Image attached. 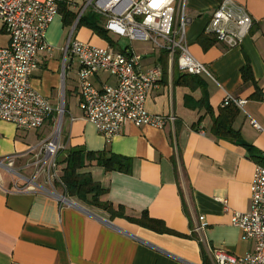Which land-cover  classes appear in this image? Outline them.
Returning a JSON list of instances; mask_svg holds the SVG:
<instances>
[{
	"label": "crops",
	"instance_id": "crops-1",
	"mask_svg": "<svg viewBox=\"0 0 264 264\" xmlns=\"http://www.w3.org/2000/svg\"><path fill=\"white\" fill-rule=\"evenodd\" d=\"M79 1L60 3L45 32L52 50L38 54L30 84L54 108L63 105V150L108 151L130 158L125 172L107 171L95 163L81 169L105 190L102 199L112 204V210L119 212L121 206L123 215L66 196L57 184V192L67 199L62 202L46 189L42 178L37 182L45 189L15 190V181L23 185L21 177L33 176L34 153L48 138L52 120L33 130L18 129L0 120V159L13 160L20 174L17 177L1 171L0 264H213L209 258L213 248L236 256L252 251L254 240L245 239L231 223V211L250 209L254 167L264 163V100L251 98L255 87L241 74L242 67L249 63L264 93V0H235L246 7L253 25L241 45L233 48L203 33L220 0H187L191 22L186 29V43L211 77L196 75L199 83L189 81V85H183L179 77L186 72L178 68L176 61L170 63L168 56L165 60L162 50L158 54L144 52L143 68L156 64L162 68L159 87L151 91L145 107L150 113H173L176 121L162 128L127 122L109 142L79 107V64H73L76 58H64L66 44L60 46V35L70 27L67 41L72 33L71 39L114 51L134 47L125 37L115 40L107 32L110 43L89 26H77L79 13L71 8L74 2L78 9ZM63 7L75 13V18H65L60 11ZM100 25L104 28L101 19ZM79 27L80 32L72 38ZM91 81L95 87L115 84L107 72H99ZM189 94L196 100L206 94L212 114L204 105H186L185 96ZM226 95L246 100L232 123L241 143L217 138L211 131L212 117ZM251 119L260 129L251 124ZM65 151L59 156L61 168ZM142 213L162 221L169 231L157 232L129 219ZM199 216H204L205 222L200 233L194 230Z\"/></svg>",
	"mask_w": 264,
	"mask_h": 264
},
{
	"label": "built area",
	"instance_id": "built-area-1",
	"mask_svg": "<svg viewBox=\"0 0 264 264\" xmlns=\"http://www.w3.org/2000/svg\"><path fill=\"white\" fill-rule=\"evenodd\" d=\"M63 1L66 0H0V33L9 38L7 45L0 46V120L11 122L22 130L39 129L52 120L48 138L34 153L33 176L19 177L23 185L15 181L13 188L20 191L45 189L37 182L42 178L50 193L67 202L56 190V185L61 183L59 152L64 147L61 138L64 107L54 108L30 84L38 54L52 50L45 32ZM88 7L104 18L107 32L130 42H150L166 51L169 62L176 61L181 71L211 77L205 65L190 53L186 43V29L191 22L187 15V0H82L75 24ZM252 25L253 19L244 5L235 0H220L203 33L233 48L241 45ZM71 34L63 50L64 58L71 56L79 64V107L86 120L94 124L107 142L119 134L127 122L138 127L162 128L176 121L173 113H150L145 107L149 94L160 84L162 68L159 64L143 68L142 55L131 46L114 51L71 39ZM99 72H107L115 79V84L95 87L91 78ZM245 103V99L226 95L221 105L233 104L242 108ZM251 124L260 129L255 120L251 119ZM261 157L264 159V150ZM2 170L20 176L13 160L0 159V179ZM249 190L250 209L231 211V223L242 231L245 239L254 240V247L243 256L213 248L209 250L213 264H264V163L255 164ZM204 227V216H199L194 230L200 233Z\"/></svg>",
	"mask_w": 264,
	"mask_h": 264
},
{
	"label": "trees",
	"instance_id": "trees-1",
	"mask_svg": "<svg viewBox=\"0 0 264 264\" xmlns=\"http://www.w3.org/2000/svg\"><path fill=\"white\" fill-rule=\"evenodd\" d=\"M61 7V6H60ZM60 9V8H59ZM64 17L67 19H74L76 14L69 11L65 7L62 10ZM85 24L93 29L103 38L107 39L112 43L109 38L107 31L100 25V18L97 14L89 12L86 15H82L77 23V26ZM163 58L166 60L167 52L162 50ZM174 66V64H173ZM241 74L244 81H251L255 87L254 93L251 98L264 100V93L261 92L257 85V82L253 76V72L249 63L241 69ZM190 82L199 83L200 80L196 75L182 74L179 77V83L183 85H189ZM185 103L188 106H206V111L212 114V109L207 103L206 94L201 96L199 99H194L193 96L186 95ZM239 110L233 105L221 107L218 113L212 117L211 131L217 138H228L236 142L241 143V136L236 131L232 123L237 116ZM65 150L59 152V156L64 153ZM130 158L113 154L108 151L91 152L85 151L82 148H70L65 151V156L62 159L63 166L60 172V186L62 187L64 194L69 197H76L87 205L105 209L111 212L113 215H123L121 206L119 212L112 210V204L102 199V195L105 190L101 185L94 181L91 175L87 172H81L87 163H95L104 167L107 171H128L130 167ZM60 163V161H59ZM133 222L138 223L141 226L147 227L157 232H168L169 229L165 227L162 221L150 218L147 213H142L138 218H130Z\"/></svg>",
	"mask_w": 264,
	"mask_h": 264
},
{
	"label": "rangeland",
	"instance_id": "rangeland-1",
	"mask_svg": "<svg viewBox=\"0 0 264 264\" xmlns=\"http://www.w3.org/2000/svg\"><path fill=\"white\" fill-rule=\"evenodd\" d=\"M79 7H78V9L76 8V7H74L75 5L73 4V8H71L73 11H75V12H77L78 11V13H79V11L81 10V6H82V2L81 1H79ZM92 7H88L87 9H86V11L84 12V15H86L87 13H89L90 12V10H92L91 9ZM98 16H99V18L101 19V21L102 22H104V18L101 16V15H99V14H97ZM69 31H70V27L68 28H65V30H63L62 31V34L60 35L61 37H60V46H63V45H65L66 44V38H67V36L69 35L68 33H69ZM80 32V27L77 29V30H74V34H73V36H72V38L73 37H75L78 33ZM111 35V37L113 38V39H115V40H117V39H120V37L119 36H117V35H115V34H110ZM7 42H8V37H7V35L6 34H3V33H0V46H5L6 44H7ZM132 43V46L134 47V49L138 52V53H141V55L144 53V52H151V53H153V54H158V52L159 51H161L160 49H158V48H156L152 43H150V42H144V41H139V40H134V41H132L131 42ZM73 64L76 66V65H78V62H77V60H74V62H73ZM66 65H68V59H66ZM58 190H60L61 191V187L60 186H58Z\"/></svg>",
	"mask_w": 264,
	"mask_h": 264
}]
</instances>
